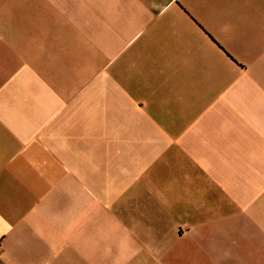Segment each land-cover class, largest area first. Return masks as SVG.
Returning a JSON list of instances; mask_svg holds the SVG:
<instances>
[{"label":"crops","instance_id":"0c3cea01","mask_svg":"<svg viewBox=\"0 0 264 264\" xmlns=\"http://www.w3.org/2000/svg\"><path fill=\"white\" fill-rule=\"evenodd\" d=\"M0 264H264V0H0Z\"/></svg>","mask_w":264,"mask_h":264}]
</instances>
